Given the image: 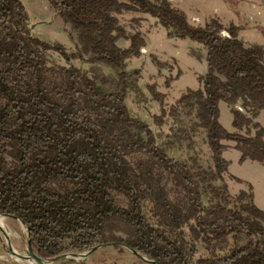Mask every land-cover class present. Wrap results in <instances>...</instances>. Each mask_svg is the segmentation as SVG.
I'll use <instances>...</instances> for the list:
<instances>
[{
	"label": "trees",
	"instance_id": "1",
	"mask_svg": "<svg viewBox=\"0 0 264 264\" xmlns=\"http://www.w3.org/2000/svg\"><path fill=\"white\" fill-rule=\"evenodd\" d=\"M230 1L236 5L237 0ZM48 2L77 35L76 51L35 36L22 0H0V214L24 221L33 250L43 257L118 241L161 264H264V210L254 203L252 185L251 192L233 197L223 178L229 167L224 141L235 142L241 162L264 164V127L253 125L255 134L251 127L252 118L264 111V45L246 44L239 26L215 18L194 26L170 0ZM128 12L149 14L169 37L207 49L202 87L190 89L180 101L198 107L213 168L175 160L158 145L150 125L131 115L129 92L145 95L139 87L142 70H128L127 61L140 57L147 41L123 23ZM122 38L130 41L128 48L119 46ZM49 52L58 53L66 65L54 64ZM86 59L118 71L116 92H106L73 63ZM151 92L163 103L155 89ZM221 101L232 107L238 131L220 122ZM161 116L154 118L158 125ZM5 143L16 148L15 167L2 154ZM134 154L145 158L133 164ZM165 173L182 197H169ZM218 180L222 187L213 184ZM115 191L128 198V207L117 203ZM206 192L212 195L209 205L203 202ZM147 203L154 223L144 212ZM113 220L129 227L128 239L107 237ZM186 227L192 242L205 243L209 257L191 261L196 251L185 240ZM242 234L247 243L231 247L229 239L239 241Z\"/></svg>",
	"mask_w": 264,
	"mask_h": 264
},
{
	"label": "rangeland",
	"instance_id": "2",
	"mask_svg": "<svg viewBox=\"0 0 264 264\" xmlns=\"http://www.w3.org/2000/svg\"><path fill=\"white\" fill-rule=\"evenodd\" d=\"M175 1L179 2L182 7H186L190 11L196 12L199 10V15L203 17L204 22L212 17H220L225 22L231 23L234 21L236 26L238 25L241 29L248 28L249 25H252L244 34L247 40L258 42L260 39L264 38V0H253L257 2L256 7L251 4L246 6V9L248 10L246 17L239 15L237 12L232 13L227 6L212 2V0ZM228 1L231 3L230 0ZM240 1L241 0H237L236 5L232 7L235 8ZM22 2L26 7L29 16L32 33L49 43H60L65 46V43H67L69 39L68 34L70 31L67 30L65 25H63V20L54 19L53 14L48 11V8L51 7L48 0H22ZM139 15L140 14L128 12L126 16L124 15L121 17L127 29L132 33H134L136 29H139L141 24L143 26L141 28L142 33H144L147 26H150L146 21L142 23L143 19ZM246 22L247 24L243 25ZM224 34L227 35L226 32H224ZM74 36L77 37L76 34H74ZM168 36L165 28L161 27V29L152 30L149 36V45L152 48V52L159 53L161 57L168 61H162L160 64L154 61L157 67L156 71L151 70V67L153 66L151 62H144L146 70L144 79L142 80L143 76L140 79V81L142 80V85H140L139 81V87L143 88L147 95L140 97L136 92L130 91L126 98V103L131 115L143 119L150 125L158 145L172 158L180 162H186L191 166L197 165L205 169H210L214 167L213 153L208 144L207 131L202 126V121L199 117L198 107L193 101H180L181 96L187 93L190 89L197 90L200 87L198 75L205 72V65L197 58V56H195V54L193 55L192 53V50L197 51V48H195L196 43H193L194 41L189 39L170 38ZM198 50V53H202V49ZM74 51L75 50L72 52ZM142 51H144V48ZM68 52L71 53L69 50ZM49 58L56 65H66L65 60L56 52H49ZM173 59L178 61L182 74L172 85L171 95L169 96L158 91L156 88L159 86L162 91L168 90L181 71L176 66V61ZM74 61L73 63L75 66L87 73L92 79H95L106 92L113 93L117 91V85L119 82L117 70L104 63H91L87 59ZM127 65L128 70H135L133 68L134 65L131 63ZM150 87L155 89L157 94L161 95L163 103L159 102L154 97ZM3 103L4 101L0 99V105ZM239 109L243 111L242 108ZM162 110H165L166 112L163 116H161ZM156 116H161L160 125L156 124L154 120ZM225 120L226 119H224V122H226ZM252 120V133L255 134L256 129L253 125L260 124L264 127V119L263 123H258L256 116L253 117ZM226 143L235 142L227 141ZM1 151L9 166L15 167L17 164L14 157L16 148L10 143H5L1 147ZM142 158H145V156L142 154H134L130 156L129 159L134 164ZM262 166H264L262 163L254 161H250V163L233 164V173L238 177L245 178L248 181V183L245 184L236 181L233 176L228 174V172L224 174L223 178L227 185L229 181L228 189L233 197H237L242 190L251 192L249 185H252L255 192L256 205L264 210V168ZM163 184L172 200L182 197L183 194L181 193L180 188L166 173L163 177ZM213 184L217 187H222L223 181L218 180ZM113 195L120 206H129L127 197L116 191L113 192ZM211 196L212 195L207 192L204 193L203 202L205 205H209ZM150 207L151 205L147 203L144 207V212L147 218L154 223L155 219L149 213ZM4 225L11 234L14 249L21 254H27V230L19 221L11 218H7L6 224ZM107 230V237H111L112 235L123 239H128L130 237L129 227L118 220L111 221ZM183 232L185 240L189 244L193 243L192 245L196 251L195 256L191 260L192 262L197 261L199 258L210 256V252L206 249L205 243L200 240L192 242L189 228L186 227L183 229ZM247 241L248 239L246 235L242 234L239 241L230 238L229 244L232 247L237 244L244 245ZM189 248H191V246ZM82 262L85 264H146L140 258L131 253L128 248L123 247V249H119L116 248V246H104L90 257H75L73 260L66 261L67 264H80ZM0 264H28L26 261L18 260L10 253L7 239L1 234Z\"/></svg>",
	"mask_w": 264,
	"mask_h": 264
},
{
	"label": "crops",
	"instance_id": "3",
	"mask_svg": "<svg viewBox=\"0 0 264 264\" xmlns=\"http://www.w3.org/2000/svg\"><path fill=\"white\" fill-rule=\"evenodd\" d=\"M170 1L176 7L180 8L181 10H183L187 14L189 22L192 25H194V26H205L211 19H214V18L215 19H218L219 21H221L225 26H229L230 24L236 25L234 23V21L231 22V23L225 22L220 17H212L209 20H206L204 22L203 21V17H201L199 15V12H198L199 10H197L196 12L190 11L186 7H182L180 5V3L179 2H176L175 0H170ZM212 2H216L218 4L225 5V6L228 7V9L231 10L232 13L233 12H237L239 15H243L244 17H246V15L248 13V10L246 9V6H248V5L251 4L254 7H256V3H257L256 1H253V0L252 1L241 0L238 3V5L235 8H233L232 7L233 6L232 3H230L228 0H212ZM48 11H50V13L53 14L54 19H56V20L59 19V20L62 21V19L55 14V12H54V10H53L52 7L48 8ZM133 13L140 14L139 16L142 17V19H143L142 20V23L146 21V23L148 22L150 24V26H147V28L145 29V31L143 33L144 36H145V38H146L147 45L144 47V51H142L141 56L140 57L130 58L127 61V64H130L131 63L132 65H134V67H133L134 69H141L142 70V76H143L142 80H143L144 79V75H145V70H146L145 67H144V62H151L152 65H153L151 67V70L152 71H156L157 67H156L155 62H154L155 59H157L159 63H161L162 61L163 62L168 61V60H165L163 57H161L159 53L152 52V48L149 45V39H150L149 36H150L152 30H155V29L158 30V29H161V27L162 28H164V27L161 26L160 24H158L157 19L154 18V17H152V16H150L149 14H146V13H137V12H133ZM126 14H124V15L126 16ZM195 21H198V22H195ZM245 24H247V22L244 23L243 25H245ZM63 25H64V23H63ZM251 26L252 25H249L248 28L240 29L239 32H238L239 38L242 39L248 45H250V44H261V45H264V38L263 39H260L258 42H253V41H250V40H247L246 39V36L244 34H245L246 30H248ZM139 27H140L139 28L140 30L139 29H137V30L141 31V28L143 27L142 24ZM167 34H168V31H167ZM68 37H69V39H68L67 43H65V46L68 47L67 49L70 52H72L73 50L76 51L77 43H78L77 37L74 36V34L73 35H70V33L68 34ZM170 38H173V37H170ZM191 41H193V40H191ZM193 43H196L195 48H197V51L196 50L195 51L192 50L193 55L195 54V56H197V58L205 65V67H204L205 68V72L203 74L202 73L199 74L198 75V78H199L200 76L206 75L207 72H208L207 49L202 44H200V43H198L196 41H194ZM118 44L122 48H128L130 46V41L127 40V39L122 38V39L119 40ZM198 49H200V50L202 49V53H200V52L198 53V51H199ZM173 60L176 61V66L180 69V66H179L178 61L176 59H173ZM75 64H76V62H75ZM181 74H182V70L179 72L178 76L172 82V84H171L170 88H168V90L162 91L159 86H157L156 89L158 91H160V92H162V93L167 94V95L170 96L171 95L172 85L175 83L176 80L179 79V77L181 76ZM142 80L140 81V85H142ZM199 82H200V80H199ZM200 87H202L201 82H200ZM141 89H142L144 95H147V93L145 92V90L143 88H141ZM219 107H220V122L224 125V127H226V129L228 131H230V132L237 131V129L234 127V123H233L234 122V115H233V112H232V107L228 103H226L224 101H221L220 102ZM237 108L239 109V108H241V106L240 105H237ZM263 113H264V111H260L256 115V119H258L257 120L258 123H263V119H264V114ZM224 119H226L225 120L226 122H224ZM226 142L227 141H224V144L226 145V148L223 151V157L229 163L228 174H230L231 176H233V178L240 179L242 181V184L248 183V181L245 178L238 177V176H236L233 173V170H234L233 169V164L234 163H241V164H243V163H250V161H253V160H246L244 162H241L240 159H241L242 153L237 148H235L236 144L235 143H226ZM254 162H258V161H254ZM254 164H257V163H254ZM262 167L264 168V166H262ZM255 168H257V167H255ZM228 185H229V181H228ZM253 194H254V203L256 204L257 202H256V198H255L254 188H253Z\"/></svg>",
	"mask_w": 264,
	"mask_h": 264
},
{
	"label": "water",
	"instance_id": "4",
	"mask_svg": "<svg viewBox=\"0 0 264 264\" xmlns=\"http://www.w3.org/2000/svg\"><path fill=\"white\" fill-rule=\"evenodd\" d=\"M1 217L15 219L19 221L21 225L27 230L28 232V240H27L28 252L27 254H21L14 249L10 232L5 227V225L0 222V234L7 239L10 253L16 258L22 261H26L28 264H67L66 263L67 260H73L75 257L87 258L95 254L98 250H100L104 246H116V245H120V246L128 248L131 253H133L135 256L140 258L146 264H161L160 262L152 259L151 257L145 255L144 253L139 252L136 249L130 247L128 244L122 243V242H109L105 244H99L96 247L90 250H87V251L73 250V251L65 252V253H62V254H59L53 257H43L33 250L31 240H30V231L23 220H21L19 217L12 216L9 214H0V218Z\"/></svg>",
	"mask_w": 264,
	"mask_h": 264
},
{
	"label": "bare ground",
	"instance_id": "5",
	"mask_svg": "<svg viewBox=\"0 0 264 264\" xmlns=\"http://www.w3.org/2000/svg\"><path fill=\"white\" fill-rule=\"evenodd\" d=\"M6 219H7V218H5V217H1V218H0V222H1L2 224H6ZM18 236H19V235H18ZM18 236H17V237H18ZM17 259H18V258H17ZM18 260H20V259H18Z\"/></svg>",
	"mask_w": 264,
	"mask_h": 264
}]
</instances>
